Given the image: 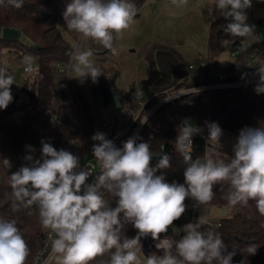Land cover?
I'll use <instances>...</instances> for the list:
<instances>
[{
    "label": "clouds",
    "instance_id": "obj_1",
    "mask_svg": "<svg viewBox=\"0 0 264 264\" xmlns=\"http://www.w3.org/2000/svg\"><path fill=\"white\" fill-rule=\"evenodd\" d=\"M170 2L177 7L187 4V0ZM214 2L222 16L230 20L224 29L226 34L252 35L253 27L246 23V9L251 8L252 0ZM3 4L4 0H0V5ZM8 4L20 8L23 0H8ZM137 11L130 0H69L62 16L69 30L115 56L118 55L115 42L123 38ZM92 57L91 49L77 47L70 53L77 79L90 76L96 82L103 74ZM22 63L26 74L36 71L35 58L31 55L24 56ZM256 74L259 82L255 91L261 94L264 93V65L258 67ZM14 83L7 67H0V109H6L13 101L11 85ZM146 122L147 117L141 121ZM205 127L206 142L219 144L223 135L221 127L208 121ZM202 131L188 121L178 128L176 149L187 165L183 183H169L163 173L157 174L171 167L169 155L162 154L152 166L150 144H137L133 138L118 148L106 134L93 135L92 140L98 143L93 144L92 154L101 172L92 183L87 182L91 171L82 170L79 157L73 153L57 150L42 140L41 156L34 158L31 153L35 149L27 146L29 154L24 157L27 165L9 176L14 197L12 208L31 210L35 206L42 228L53 234L44 264H91L107 252H111L110 259L102 264H232L235 251L228 250L220 235L200 231L201 225L208 223L205 215L198 217L196 223L185 224L186 234L178 241L167 233L186 212L188 198L196 202L195 206L207 205L215 196L214 185L220 182L230 184L227 196L230 206L246 207L249 201H254L258 213L264 216V127L241 129L231 158L211 148L206 149L203 160L193 159V137ZM2 162L5 168H12L9 159L4 158ZM105 193L109 198H105ZM110 198H115V207L110 206ZM127 223L137 230L134 237L123 234ZM149 236L162 255L155 252L144 255L141 239ZM257 248L249 245L248 253L255 255ZM30 254L16 221L0 219V264H26Z\"/></svg>",
    "mask_w": 264,
    "mask_h": 264
},
{
    "label": "trees",
    "instance_id": "obj_2",
    "mask_svg": "<svg viewBox=\"0 0 264 264\" xmlns=\"http://www.w3.org/2000/svg\"><path fill=\"white\" fill-rule=\"evenodd\" d=\"M144 1L130 0L136 5L137 14ZM68 2L69 0H23L22 7L16 8L8 4V0H4V4L0 5V27L16 28L21 33L19 38L0 37V67L6 66L9 74L14 77L13 69L5 61V51L15 52L22 59L26 55L35 58L36 71L23 77L13 101L6 109H0V219L16 221L30 248L31 254L26 264L31 263L43 247L49 231L42 228L35 206L31 210L14 211L12 208L14 197L9 176L22 165H27L24 160L25 155L29 154L27 146L35 149V152L31 153L34 158H40L43 140L51 143L57 150L64 149L78 156L81 163L83 159L93 156V144L98 143L92 140L100 117L98 99L102 98L106 106H114V93L121 99L136 88V83L130 84L127 92L118 88L116 80L120 74L119 68L112 64L105 65L106 58L98 56L95 64L103 74L96 82H93L90 76L82 80L72 76L64 78L62 83L67 85L73 103L63 102L57 93V81L51 64L58 60L71 61L70 53L74 51L59 26ZM211 13L208 55L205 59L188 62L174 49L164 46H155L149 52L151 75L139 81V85L148 86L151 89V97L146 101L139 120L166 97L167 90H181L198 83L218 81V77L211 74V71L217 66L215 58L225 51L237 53L236 62L226 70L230 74L229 80L259 78L257 70L246 65L247 58L255 50L256 44L252 41L246 42L245 37H232L225 33L224 29L230 20L222 16L221 10L215 7V2ZM260 23L264 26V20L261 19ZM225 40L229 43L225 44ZM107 52L108 50L103 48L96 50L98 55H105ZM202 61L208 64L202 80L185 77L190 71L198 70ZM258 82L190 92L179 96L174 102L162 104L147 119L135 138L137 144H150L153 154L152 166L156 165L162 154L170 156L171 167L160 170L157 174L163 173L169 183L184 182L183 171L187 165L176 149L178 128L184 122L169 121L167 117L172 110H180L182 116L194 127H205V121L216 122L236 137L245 127H264V93H256ZM135 108L138 109V106ZM54 116H57V119L53 120ZM131 131L132 129L120 141L118 148L122 147ZM208 144L204 134L195 135L191 151L193 159L202 160ZM219 150L233 154V147L220 146ZM4 158L11 161V169L4 167ZM230 190L228 182L214 185L215 196L207 205L230 206L227 201ZM192 200L188 198L185 203L189 204ZM230 207L233 209L230 216L208 219L207 224L201 225L200 231H213L220 235L228 250L235 251L232 264H264V227L261 226L264 224V216L258 213L254 201H249L246 207ZM197 218L196 212L194 216L184 214L175 221L170 227L172 239L180 240L186 234L184 225L189 222L196 223ZM126 225L133 227L131 223ZM124 235L128 237V234ZM249 245L258 247L255 255L248 253ZM110 255L111 252H107L98 256L91 264H102L110 259Z\"/></svg>",
    "mask_w": 264,
    "mask_h": 264
},
{
    "label": "rangeland",
    "instance_id": "obj_3",
    "mask_svg": "<svg viewBox=\"0 0 264 264\" xmlns=\"http://www.w3.org/2000/svg\"><path fill=\"white\" fill-rule=\"evenodd\" d=\"M261 1L264 0H252L251 8L246 9L248 17L246 23L253 27V33L251 36L245 37V39L246 42H256V46L264 53V40L262 38V36L264 37V26L260 23L261 19L264 20V4L261 5ZM213 4L214 0H187L186 5L177 7L172 5L170 0H146L139 9V13L133 18L131 26L124 31L123 38L116 40L115 44L118 49V55H115L113 58L106 54L98 55L96 50L102 49V46L90 39H83L80 34L69 30L64 19L60 20L59 26L63 36L70 42L74 50L77 47L81 50L91 49L94 61L98 56H102L106 58L105 65L112 64L117 66L120 74L117 77L116 84L118 88L127 92L130 84H137L151 75L148 55L155 46L172 48L188 62H198L199 59L207 57L212 22V13H209V8H212ZM2 35L3 32L0 27V37ZM215 60L217 67L227 70L236 62L237 57L233 56L230 51H225L218 55ZM5 61L14 71V84L20 86L21 79H23V59L18 57L15 52L5 51ZM70 63L72 67L74 62L71 60ZM261 65H264V59L262 58L258 63L250 64L255 70ZM70 76L76 78L72 68ZM141 89L144 92L142 101L146 102L151 97V89L144 85H141ZM176 91L178 90L170 89L166 93V96ZM98 104L100 117L96 126V133H104L109 139L111 128L104 127L103 121L111 116L112 105H104L100 98L98 99ZM199 128L203 129L202 134L207 138V129L205 127ZM221 129L223 130V135L220 143H209L207 149L215 148L217 152L231 158L232 154L220 151L219 147H233L237 137L234 133L224 128ZM89 158L91 156L85 158L83 163ZM100 172L101 168L99 162L96 160L95 172L87 182L92 183L95 176L99 175ZM105 198H109V196ZM232 212L233 209L227 205H203L197 208L198 217L205 215L210 220L230 216ZM122 231L123 234H128L129 238L134 237L137 233L134 227H129L126 224Z\"/></svg>",
    "mask_w": 264,
    "mask_h": 264
},
{
    "label": "built area",
    "instance_id": "obj_4",
    "mask_svg": "<svg viewBox=\"0 0 264 264\" xmlns=\"http://www.w3.org/2000/svg\"><path fill=\"white\" fill-rule=\"evenodd\" d=\"M260 4L263 5L264 1H261ZM260 53H262L261 49L256 46L255 50L247 58L246 65L252 64V62L256 60ZM236 54V52L232 53L233 56H235ZM106 55L110 56L111 58L114 57L109 51L106 53ZM70 62L71 61L58 60L51 64V68L53 69V73L57 81V93L58 95H60L64 103H73V98L68 90L67 85L65 83H62V80L64 78L70 76L72 68ZM198 66V70L190 71L185 77L202 80V77H204L205 69L208 67V64L206 61H202L199 63ZM211 74L217 76L219 80L213 83H198L196 85L186 87L182 90H178L176 92L168 94L159 104H157L154 108L148 110L140 120L139 117L144 106L146 105V102L142 101V98L144 97V92L141 89L139 83H137L136 88L132 92H130L129 95H126L121 98V108L118 109L116 105L112 106L111 116L103 121L104 127L111 128L109 139L113 140V142L117 146L130 129H132V131L128 135L126 141L129 138L135 139L144 126V123L142 124L141 121L145 120L146 117L148 119L162 104L168 101L174 102V100H176L179 96H182L186 93L199 92L201 90L211 88H228L259 81V78L248 80H229L228 77L230 76V74H228L226 70L220 69L217 66L212 69ZM166 92H168V90ZM100 99L102 100V98ZM136 105L138 106V109L135 108ZM167 118L171 122L175 120H181L182 122L188 121L192 125L189 120L182 116L180 110L178 109L172 110L168 114ZM52 119H57V116H54ZM83 160L80 163L81 169L90 170L92 175L89 178H92L96 169V158L92 156L91 158L87 159L84 163ZM195 203L196 202L192 200L191 203L186 204L187 208L184 214H191L192 216H194L198 208V206H195ZM110 206L115 207V198L110 199ZM52 237L53 234L49 230L44 240L43 247L37 252L34 259L29 264H44V260L46 259L48 253L51 250ZM37 257H39V259H37Z\"/></svg>",
    "mask_w": 264,
    "mask_h": 264
},
{
    "label": "water",
    "instance_id": "obj_5",
    "mask_svg": "<svg viewBox=\"0 0 264 264\" xmlns=\"http://www.w3.org/2000/svg\"><path fill=\"white\" fill-rule=\"evenodd\" d=\"M2 32H3L2 37L4 38H19L21 34L18 29L12 28V27H3ZM114 102H115L116 107L120 109L122 106V103H121V99L116 93H114ZM171 234H172V230L171 228H169L167 235H171ZM159 251H160L159 255H162L163 254L162 250H159ZM144 254L145 256H148L146 253Z\"/></svg>",
    "mask_w": 264,
    "mask_h": 264
},
{
    "label": "bare ground",
    "instance_id": "obj_6",
    "mask_svg": "<svg viewBox=\"0 0 264 264\" xmlns=\"http://www.w3.org/2000/svg\"><path fill=\"white\" fill-rule=\"evenodd\" d=\"M141 243L143 245V253L150 255L151 253L155 252L157 255H159L160 251L155 248L154 242L150 236L148 238H142Z\"/></svg>",
    "mask_w": 264,
    "mask_h": 264
},
{
    "label": "crops",
    "instance_id": "obj_7",
    "mask_svg": "<svg viewBox=\"0 0 264 264\" xmlns=\"http://www.w3.org/2000/svg\"><path fill=\"white\" fill-rule=\"evenodd\" d=\"M146 1V0H145ZM144 1V2H145ZM262 38H263V40H264V37L262 36ZM255 44H256V42H254ZM257 45V44H256ZM98 56V55H97ZM261 58L262 59H264V53H260L259 55H258V57L256 58V60H254L253 62H252V65H253V63H258L260 60H261ZM250 66V65H249ZM251 67V66H250ZM255 70V69H254ZM26 75V73L24 72V70H23V77ZM22 80V79H21ZM18 91H19V85L17 84H13L12 86H11V93H12V96L14 97L17 93H18ZM199 127V126H198ZM207 129V128H206ZM202 133V132H201ZM229 154V153H228ZM232 155H234V154H232Z\"/></svg>",
    "mask_w": 264,
    "mask_h": 264
}]
</instances>
